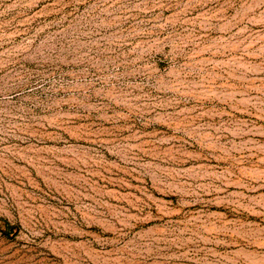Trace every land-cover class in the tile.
<instances>
[{"label": "rangeland", "instance_id": "rangeland-1", "mask_svg": "<svg viewBox=\"0 0 264 264\" xmlns=\"http://www.w3.org/2000/svg\"><path fill=\"white\" fill-rule=\"evenodd\" d=\"M0 264H264V0H0Z\"/></svg>", "mask_w": 264, "mask_h": 264}]
</instances>
